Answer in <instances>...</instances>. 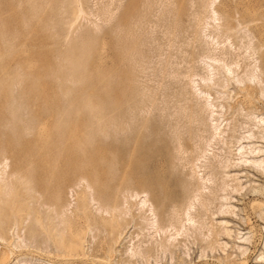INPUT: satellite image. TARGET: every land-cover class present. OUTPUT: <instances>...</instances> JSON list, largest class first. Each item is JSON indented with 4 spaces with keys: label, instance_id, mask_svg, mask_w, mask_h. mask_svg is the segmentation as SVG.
I'll return each instance as SVG.
<instances>
[{
    "label": "bare ground",
    "instance_id": "bare-ground-1",
    "mask_svg": "<svg viewBox=\"0 0 264 264\" xmlns=\"http://www.w3.org/2000/svg\"><path fill=\"white\" fill-rule=\"evenodd\" d=\"M112 2L113 1H108V3L106 2V4L102 8L99 9V15L102 16L104 23H106V25L104 26H106V28L107 26L109 27L111 35L113 36L115 40L114 44L117 49L116 55H117L119 66L121 65L124 67V65L126 64V69L130 68L132 71L134 70L140 71L138 72L140 75L143 67H138V66H140L139 63L141 62L142 57L145 58V56L142 55V52L144 51H142L140 47L146 44L144 43L146 40V37L144 38V34H146L144 33V26L148 23H151L152 25H155L156 27L159 28V32L162 35L161 37L164 40V43L166 44V45L164 44L165 48L176 45V43L177 44L180 43L182 45L187 44L188 47L190 43V44H193V46H191L192 48L196 46L194 45L195 42L198 43L199 41H202V38H204L203 42L205 46L207 45L208 47L209 45L211 47V48L209 47V49L206 47L207 52L203 53L205 54L204 57H207L211 62L215 63V64L205 63L206 64L205 70H204L205 74L203 75L201 73V75L203 76H199L200 77L199 80L203 81V84L206 86L205 88L210 87L211 85H215V84H217L219 87V84L221 83H220L219 77L216 75L218 74L219 69H223L228 75H231L230 78L227 77L225 79L226 81L231 79V80H234L233 82H236L237 84L243 83L244 86L246 84L245 81L247 82L255 81L256 84L258 85L255 88L257 89L258 87V92L261 95L264 93L261 88L262 86H260L261 85L260 83L263 81V79L260 78L258 74H256L255 71L257 70V68H254L255 66H253L254 70H250V69H253L251 67L248 69L250 70L249 72L244 71L243 73L242 71V73L239 74L236 70L230 67L231 64H233L235 61L237 62V60H234V62L231 63V62H228V60L232 61L231 59L233 58L229 59L228 57L227 59V57H225L227 61L224 58L225 55L230 56L229 54H232V53H233L232 55H235L234 51L231 53V50H233V49L230 50V48H232L231 44L234 43V45L239 46L240 42L241 44L242 42L243 44L245 42V44H247L248 46L252 44L250 41L251 38L256 37L257 43L253 50H255V53H258V60L259 62L261 61V64H260L261 67L259 66V68H261V73H264V0H226V1H223V0H161L160 5L157 3L160 7H157L158 11L156 9L155 10L156 12L154 15L151 12L153 11L152 8L154 9V6H153L154 3H152L153 2L152 0H137V2L135 3L133 2L129 5L126 4L127 1L124 5H121V3L119 2L115 7H113L114 5L111 6ZM130 2L128 1V3ZM20 3H26L28 6L26 14L21 19L22 26L23 25L28 26L31 23L32 27L37 26L38 28H41L42 24L46 25V22H48V19L46 20L42 19L41 21L37 19L38 15L44 13V9L47 6L49 7L53 4H56L55 7H58V6L62 7L63 4L65 3V0H21V2L20 1L16 2V5L17 4L19 5ZM11 4H12L11 0H0V13L5 14L3 18L0 17V19L2 18V21L0 22V24L2 25V27L3 26L5 27V31H2V32L0 31V42L4 43V45H7V46H9L10 41H12V39H14L15 37L17 38L18 33L20 34L21 32L20 30H22L21 28L19 29L17 27L18 24L13 20V16L10 15L11 11L8 13L11 7ZM76 19H77L76 17H69L68 21L69 20L75 21ZM13 22H15L17 25L13 24ZM152 25H151V28H152ZM83 26L81 28H84ZM76 27L77 26L74 27V30L76 29ZM152 29L154 30V28ZM80 30L78 29L77 35L79 34L82 35V33L79 32ZM93 32H95V30H93ZM87 34L89 35V33ZM95 34H97V32ZM80 35L79 37H81ZM38 36L40 37V39L46 42H49L50 40H52L51 37H53L50 33L43 32V31H41L40 33L38 32ZM92 36L93 35L90 34V37ZM256 39L254 38V40ZM80 40L82 42L86 40V38H84V35H83V39L81 38ZM156 40L158 39L156 38ZM229 40H231L232 43H229ZM151 42H153V40ZM158 42H156L157 45H158ZM225 43H228V44L226 45ZM247 46L245 45L244 47L247 48ZM180 47L185 48L187 46L185 45V47L184 46H180ZM180 47H179V50H180ZM197 47H199V45H197ZM67 48H68V45H67ZM67 48L61 52L53 51V53H51L52 56L50 59H48V57L45 59L37 58L31 61V60L21 58L18 56H12V57L10 56L9 58L5 59L4 61L0 63V165H3L4 168H6L5 166L8 167L7 171L6 170L0 171L1 172L0 173V240L2 242H5L6 236H7L6 232H9L7 231L8 227L11 226L12 224H17L19 219H21L22 217H25L30 220L32 219L33 221H36L37 223V221L39 220L36 218L34 214H35V211L41 207H50L53 210V216H52L53 226L57 229L58 226H60L61 223H63L64 216H66L68 213L69 215L70 213L72 214V211L69 210V206L71 207L72 199L71 200L67 199V194L69 193V190H73L72 188L75 189V187L78 188L81 186L83 187V189L88 190V192L86 193L87 199L85 198V200L87 201L85 200L84 201L93 202L95 204V207L93 206L95 211L94 210L93 211L96 213H99V215L101 216V220L103 217L106 216L107 218L106 217L105 218L108 221H110V223H112L111 221H115L122 214H125L129 211L130 206H128L127 204L131 203L130 200H132L131 204L134 205V209L137 210L138 215H140L138 217H141V219L145 221V223L149 226V228L154 233L160 232V234L162 235V237H160V240L156 237L155 234H154L155 237L151 235L152 236L151 239L157 238L159 241L158 240L155 241L156 239L155 240L153 239L154 242L150 243L151 240H149L148 243H150V245L149 246L145 245L148 247H146L145 249L143 248V250H138V251L134 250L132 248L133 247L132 245H130V247L132 246L131 249L127 247V250L129 249V253L127 254H129L130 257L133 255L135 256L139 255L145 258V262H147L149 258L150 259L153 258L154 261L156 262L158 258L157 257L158 255L156 254V252L158 251V254H159V250L162 251V253L165 251H168L169 257H172V253L174 252V247L179 246V245L180 247L182 246L183 248L185 247L184 240L189 230H191L190 232H193V231L197 232L196 237L200 238L199 241L201 240L203 241L204 239L203 236H206V235L202 233L201 231L203 230V227H204L201 215H202V210L205 209L204 201L206 202V198H204V201L202 200L201 196L203 195L202 194L203 192L201 193V191L203 188L207 187L204 185V181L208 183V178L210 177L206 175L208 178L207 177L202 178L199 176L200 175L199 172L196 173L198 174L200 182L198 180L199 183H197V178H198L197 177L196 178L197 184L195 185H191V183L189 182L192 179L190 180L187 179L188 181H185L186 178L185 179L182 178L184 180H181V182L178 179L179 183L176 185L177 187L176 191L178 192V194L176 195L174 194L172 198L170 199L168 198V202L164 203V199L167 198L168 196L163 190L165 189V187L162 182L160 181L154 182L153 180H151V177L148 174L145 176L135 175V177L133 175V177H131L130 173L128 174L127 172V168L131 166L130 162L133 159L132 157L135 151L136 143L140 142L139 139H140V136H142L141 132L143 131L145 132L147 130L146 125H145L146 120L148 119L147 115H150V113L153 111L155 112L154 115L157 116L156 119H158V121L156 120L158 127L166 131V133L169 135L168 136L169 139L167 141L170 144V149H169L170 152L163 160L159 162L160 167L167 165L170 168H174L176 166V162L179 161L180 159H187L189 161L195 162V160L200 158L201 153L204 152V150L207 149L208 147L207 146L203 150L202 148L203 144H202L200 148L199 146L200 141L202 142L205 140L204 138L203 140H201L200 135H198L200 133V132L198 133V131H201L204 129V124H206V119L208 120L211 119V121L214 122V123L211 122L210 125H212V127L211 126H210L211 128L209 127L212 130L211 136L215 137V135H217L218 138L216 139L221 140L223 142V138H222L223 135L221 134L225 132V130L221 129L220 124L218 123V118L214 116V113H216L214 111L215 109H213L216 107H218L219 109L220 105L217 102H215L214 99L210 98L212 96H209L207 92V91L210 92V90H203V91L199 90L198 95L199 94L201 95V99H202V100L200 99V102L202 101L201 103H198L195 99L194 100L196 102H192V100L191 102H189V100L192 98L188 97L189 100H187L185 98L186 97L185 95L187 94L184 95L185 97H183V95L180 93H178L176 96L174 92V95L176 96L175 100L178 101V104L170 107L167 105V102L166 104H163L164 103L163 102L161 106L159 101L157 102V99L154 98L155 96L154 97L152 96L151 98L147 96L143 91H141L138 87H141L143 85L142 83L141 86L132 87L133 89L131 90V92L128 93V96L126 94L127 97L125 98L123 97V95L124 93H126L125 91L128 90L127 84L128 83L132 84L131 79L129 77V74H131V72L127 71L126 73L124 71L125 67L122 70L119 67L118 70L120 69V71L119 73H117L118 80H116L118 83V86H117L118 88H116V90L118 89V97L116 96L117 98H114V95L112 96L113 93L112 94L110 93V86H111L110 82L111 81L108 78L105 81L104 88H101L96 81H92L90 83L91 88L89 89V92L87 93V95H85L84 93H81L80 95H78L76 93V88H75L76 81L73 79V77L71 76V73L69 72L73 71L74 69H78L80 67L76 66L77 64L74 65V60L72 59V57L76 54L71 56L72 54L70 52H67L69 51V49ZM79 48H81V51H83L82 49L85 48L84 44L80 45ZM158 48H161V47H158ZM158 48L155 49V51L158 50ZM216 49L218 50V53L216 52V54H212V51L214 50L216 51ZM240 49H242L241 46H240ZM162 50H164V48L163 49L161 48V52H163ZM185 50L187 49H184V52ZM192 50H194L195 52H199V51H196L195 49H192ZM247 50L244 49L245 52ZM253 50L251 49L249 50V51H252V54H253V55L251 54L252 56H254L255 54L253 53ZM166 51L169 52L168 49ZM79 52H76L77 53L76 56L79 55L78 54ZM172 52H173V49H172ZM195 52H193V57L191 58H194ZM200 52H203V51H200ZM239 52L240 51H238V53ZM245 52L242 54L247 56L248 54H246L247 52L246 53ZM243 55H241V57H243ZM70 56L72 60H68V57ZM202 56H200L201 57L200 59L203 58ZM188 58H190V56ZM148 59L150 60V58ZM63 61H67L70 64L69 63L67 64L64 62L66 64L65 65L63 64ZM80 61L82 62L81 59ZM245 62L247 63V61ZM234 64L236 65V63ZM82 66L84 65L82 64ZM163 66H165V64H163L162 67ZM196 66L197 65H195V67ZM136 67L141 68V70L137 69ZM246 68L247 67H245L244 70H246ZM163 70H162L163 71L162 74L164 75L165 67H163ZM105 71L109 74V76L113 74V70L110 66H108V68H106ZM174 71L176 72V70ZM178 71L180 70H177V72ZM185 71H188V70H185ZM172 72L173 71H171V73ZM177 72L172 76H175V75L180 76L181 74L184 73V72L183 73L182 72L177 73ZM192 72L193 70L191 71V73ZM185 73H190V72H185ZM197 73L200 74V72H197ZM196 74L194 77L198 75ZM190 75L188 74L186 75V77L193 76V75L191 76ZM109 76L107 75V77ZM167 77H164V78H167ZM136 79L135 77L132 79L133 83L136 81ZM175 81L177 83L178 80H175ZM193 81H196V80H193ZM221 82H224V80L222 81L221 79ZM177 84H179V82ZM195 91L197 92V90ZM215 94L217 95V92ZM252 98H253V94L247 91L245 94L244 100L250 104L249 105L250 108L252 107L253 100H254V98L253 99ZM162 100L163 99L161 98V101ZM168 104L171 105L170 103ZM252 110H255V109H252ZM252 110L250 109L248 111H252ZM204 111L207 112V115L204 114L207 116L206 119L203 118L204 115H202L203 117L201 116V114ZM251 115H252V112L249 116ZM256 116L257 115L252 117V120H254L255 122L254 124L257 125V128H259L264 133V117L263 116L256 117ZM224 124H226V122ZM255 125H252L251 127ZM207 129H206V132L208 131ZM252 130H249L250 133L246 134L243 137L246 139L248 138L250 139L251 136L253 137L255 134L251 132ZM208 132H207V136H208ZM159 133L161 134V132ZM132 134H133V137L130 138L132 139L131 140L132 145L130 144L131 145L130 147H126L127 145L123 143H126V141L129 140L128 138ZM256 135L254 137H256ZM204 136L206 137V133ZM229 136H231V134H229ZM261 136L259 134V137ZM197 137H199V139L197 140H200V141H198L199 147L196 149L195 148L196 146H194L195 145L194 141L196 140L195 138ZM210 137L209 139H212V137L211 138ZM209 139H207V141ZM212 140L210 141L212 142ZM204 143L209 145L208 144L209 141L208 143L207 142H204ZM206 144H204V147ZM209 148L210 147H208V149ZM256 148L257 150L255 148L245 149V146H240L239 148H237V151L239 149V152L242 155L246 153H254L255 150L258 152L260 151V153L262 152V150H259L260 148L259 149L258 147ZM210 152L211 151H209V153ZM213 156H214V153H213ZM135 158H139V157L136 156ZM200 160L201 159H199V161ZM205 160H208V159H205ZM242 160L243 162L250 161L252 165L259 167L260 170L262 169V173H264L263 172L264 171V157L262 158L255 157L252 159L243 157ZM211 161L212 160H210V163ZM213 163L218 164L219 161L217 162L216 160V163L215 162ZM224 165L225 167H223L222 169L226 168V166H228L229 164L226 165L225 163ZM202 166H203V163H202ZM183 167H185V165ZM205 167L207 166L205 165ZM215 167L219 168V166H216V165ZM197 168L199 167H196L195 169ZM210 168L211 167H209V169ZM181 169L183 168L181 167ZM190 170L194 171L192 169V166ZM198 170H201V169L199 168ZM192 171H190V173L193 174ZM212 173L214 172L212 171ZM192 174L190 175L191 176L195 175V174L193 175ZM209 175H211V173H209ZM11 178L12 180L13 179L15 180L13 184L9 182V179ZM220 178H221V175H220ZM193 181H195V178L193 179ZM222 182H223V179L221 180V184H223ZM156 187H160V189L163 190L162 199L158 201L155 200V198L153 197V192L156 189ZM77 188L76 190L79 191V189ZM239 190L241 189L239 188ZM211 195H212V192H211ZM194 199L196 200V202H198L199 207L197 206V204L195 205L197 206V208L194 207V203H193V201H195ZM77 200H78V197H77ZM208 200L210 201V199ZM80 204L83 205V203H80ZM24 205H26L25 208L23 207ZM231 206L228 205L227 208H231ZM22 208H24V210L20 212V209ZM192 209H193V212L191 211ZM78 213L80 214V212ZM210 214L213 215L214 212ZM69 218L70 217H68V219ZM36 223L34 222L35 225ZM141 223L142 221L140 222V224ZM205 224H208V223L206 222ZM34 226L32 227L34 228ZM209 227L210 226H208V229ZM101 228L104 231L107 230L106 226H104V223ZM141 228H144V227H141ZM89 231L91 232V230ZM225 231H228V230H226L225 228ZM30 232H33V229L32 231L30 230ZM195 232H194V235H195ZM209 235L211 236L213 234L210 233ZM34 237H35V234H34ZM204 240H206V238ZM124 250H126V248ZM183 250L182 252H184ZM263 258L264 257H262V259ZM227 261H225L226 264H227Z\"/></svg>",
    "mask_w": 264,
    "mask_h": 264
},
{
    "label": "rangeland",
    "instance_id": "rangeland-1",
    "mask_svg": "<svg viewBox=\"0 0 264 264\" xmlns=\"http://www.w3.org/2000/svg\"><path fill=\"white\" fill-rule=\"evenodd\" d=\"M19 1L21 2V0H11V3H12L11 7H10L11 10L9 9L8 13L11 11L10 15L13 16V20L18 25L15 22H13V24H16L17 27L19 29L21 28L22 30H20L21 31L20 34L18 33L17 38L15 37L16 39L14 38V39H12V41H10V44H11V45L9 44L10 47L7 45H4V43L0 42V63L2 61H4L5 59L9 58L10 56L11 57L12 56H18V57L25 58V59H28L31 61H33L37 58L45 59L48 57V59H50L52 56L51 53H53V51L54 52L55 51L61 52V51L65 50L67 48V45H68L67 49H69V51H67V50L66 51L70 52L72 54L71 56H73L74 54L77 55L76 52L80 51L78 53L79 55L78 56L74 55L72 57V59L74 60V65L77 64L76 66H79L81 69L78 68V69H74L73 71L69 72V73H71V76L73 77V79L76 81L75 88H76V93L78 95H80L81 93H84L85 95H87V93L89 92V89L91 88L90 83L92 81H96L101 88H104L105 87V81L108 78L111 81L110 82L111 83L110 93L111 94L113 93L112 96L114 95V98H117L118 97V89L116 90V88H118L117 87L118 83L116 80H118V78H117L118 74L117 73H119V71H120V69L118 70V68L120 67L122 70L125 67L124 71L126 73H127V71L131 72V74H129V77H130L131 82H132V84L131 83L127 84L128 90L125 91L126 92V93H124L125 96L123 95V97H125V98L128 96V93L131 92V90L133 89L132 87L141 86L142 83H143V85H142L143 87L142 86L138 87L141 91H143L147 96H149L151 98H152V96L153 97L155 96L154 98L157 99V102L159 101L161 106H162L163 102H164L163 104H166V102H167V105L170 107L178 104V101L175 100L178 93L182 94L183 97L186 96L185 98L187 100H189L188 97L192 98L189 100V102H191V100H192V102L197 101L198 103H201L202 102V101L200 102L201 95L200 94L198 95L199 90H202V91L203 90H210V92L207 91L209 96H212L210 98L214 99L215 102H217L220 105L219 109H218V107L213 108V109H215L214 111L216 112V113H214V116L218 118V123L220 124L221 129L225 130V132H223L221 134V135H223L222 136L223 142L221 140L216 139V138H218L217 135H215V137L211 136L212 130L210 128L212 127V125H210V124H211V122L212 123H214V122L211 121V119L210 120L206 119L207 112L204 111L201 114V116L206 114V115H204V117L202 116L203 118L206 119V124H204V129L202 128L205 131H203V130L198 131V133L200 132L198 135H200L201 140H203V138H204L205 141L201 142L200 140H197V139H199V137H197V138H195L196 140L194 141V144H195L194 146H196L195 148L197 149L199 146L201 148V145L203 144L202 145L203 150L207 146L210 148L208 149V147H207V149H205L204 152H202L203 154L201 153L200 158L195 160V162L189 161L187 159H180L179 161L176 162V166L174 168H170L167 165L160 167L159 162L161 160H163L168 155V153L170 152L169 151L170 144L167 141L169 139L168 138L169 135L166 133V131H164L163 129L158 127V124H157L158 119H156L157 116L154 115L155 112L153 111V112H151L152 114L150 113V115H147L148 119L146 120V123H145L147 130L145 132L144 131L141 132L142 136H140V139H139L140 142L138 140L139 143H136L135 151H134V154L132 157L133 159L130 162L131 166H129L127 168V172H128V174L130 173L131 177H133V175L135 177V175L145 176L148 174L151 177V180H153L154 182L155 181L156 182H159V181L162 182L164 187H165V189H163V190L165 191V193L168 196L167 198L164 199V203L168 202V198L169 199L172 198V196L174 194L175 195L178 194V192L176 191V189H177L176 185L179 183V181L181 182V180H184L185 178H186L185 181H188L187 179H189V180L192 179L189 182L191 183V185H195V184L200 182L198 174H196L198 172L200 174L199 176L202 178H206L207 176L210 177V178L207 177L208 183L204 181V185L207 187H205L203 189L204 190L206 188L207 189L205 191L202 189V191H201V193L203 192L202 194L204 195V196L203 195L201 196L202 200L204 201V198H206V202L204 201L205 209L208 210V211H206L205 209H203L202 215H201L203 225H204L203 230H201V231H202V233H204L206 235V236H203L204 239L206 238V240L203 239V241L202 240L199 241L200 238L196 237L197 232H195V231L190 232L191 230H189V232H188V234L184 240L185 247L184 248H183V246L180 247V245L174 247V252L172 253V257H169L168 251H165L162 253V251H160V250H159V254H158V251L156 252V254L158 255L156 262L154 261L153 258H151V259L149 258V260L147 262H145V258L142 256H139V255H136V256L133 255L130 257V255L127 254V253H129V249L127 250V247L131 249V247L133 246L132 248L134 250H137V251L143 250V248L145 249L146 247H148L151 242H154L153 241L154 238L151 239L152 236L155 237V235H156V237L160 240V237H162L160 232L154 233L149 228V226L145 223V221L142 220L141 217H138L140 215H138V211L134 209V205L131 204L132 200H130L131 203L127 204L128 206H130L129 211L125 214H122L119 218H117L118 221H117V219L115 221H111L112 223L114 222L113 223L114 225L106 219L107 218L106 216H105L106 218L103 217L101 220V216L99 215V213L94 212L95 211L94 210L95 204L93 202H85V201H87V200H85V198L87 197L86 193L88 192V190L83 189V187L80 186L78 188L75 187V189L72 188L73 190H69V193L67 194V199H69V200L72 199L71 200L72 201L71 207L69 206V210L72 211V214L70 213V215H69V213H68L66 216H64L63 223H61V225L58 226L57 229L53 226V220H52L53 210L50 207H41L35 211L34 215L39 220V221H37V223H36V221H33L32 219L30 220V219H27V218L21 216L22 218L19 219L20 222L18 221L17 224H12L11 226H9L11 228L8 227V229H7V231H9V232H6L7 236H6L5 242H2L0 240V261H1L0 264H145V263L146 264H226L225 261H227V260H228L227 264H264V258L262 259V257H264V255H263L264 254V173H262V169L260 170L259 167L252 165V163L250 161H248V162L244 161L243 162V160H242L243 157L249 158V159H252L255 157H257V158L264 157V138H263L264 133L259 128H257V125L254 124L255 123L254 120H252V117H254L255 115H257L256 117H262V116L264 117V98H262V97H264V93L261 95L258 92V87H257V89L255 88L256 86H258L256 84V82L255 81L254 82L245 81L246 84L244 86L243 83L237 84L236 82H233L234 80H231V79L226 81L225 79L227 77L230 78L231 75H228L223 69H219L218 74L216 75L220 79L221 84H219V87L217 84H215V85H211L210 87L205 88L206 86L203 84V81L199 80L200 79L199 76H203L205 74L204 70H205L206 64H208V63L210 64L213 62H211L207 57H204L205 54H203V53L207 52L206 49L207 48L209 49V47H210L209 45H208V47H207V45L205 46V44L203 42L204 38H202V41H199L198 43L195 42L194 45H196V46H194L192 48H191V46H193V44H190V43H189V47L187 44H185L187 46V47H185V45H182L180 43H178V44L176 43V45H173L171 47L166 46L167 48H165V46H164L165 43L161 37L162 35L159 32V28L156 27L155 25H152L151 23H148L144 26V33H146V34H144V38L146 37V40L144 43H146V44H144L140 47H141L142 51H144V52H142V55L145 56V58L142 57V59L144 58L143 59L144 61L141 59V62L139 63L140 66H138V67H143L140 75L138 73L140 71H137V70L132 71L130 68L126 69V64L124 65V67L121 65L119 66L118 60H117V55H116L117 49H116V46L114 44L115 40H114L113 36L111 35L109 27L107 26V28H106V26H104V25H106V23H104L102 16L99 15V9L102 8L106 4V2L108 3V1H113L111 6L114 5L113 7H115L119 2L121 3V5H124L127 1L126 4L129 5L133 2L134 3L137 2V0H119V1L118 0H99V1L98 0H65V3L63 4L62 7H59V6L55 7L56 4H53L49 7L47 6L48 9L46 7L44 9V13L38 15L37 19H39L41 21H42V19H44V20L48 19V22H46V25L42 24L41 28H38L37 26L32 27L31 23L28 26H25V25L22 26L21 19L26 14L28 6L26 3H20L19 5L18 4L16 5V2H19ZM128 1L129 2L131 1V2L128 3ZM152 1H153L152 3H154V5H153L154 9L152 8L153 11H151V12L154 15L157 7H160L159 5L161 3L160 2L161 0H152ZM223 1H226V0H223ZM64 11H65V13H64ZM157 11H158V9H157ZM4 15L5 14L0 13V17L3 18ZM150 15H151V13H150ZM69 17H76L77 19L75 21L74 20L68 21ZM2 18L0 19V22L2 21ZM84 23L86 26L84 25ZM74 24H75V26H77L75 30H74V27H75ZM80 25H82V26L84 25L83 26L84 28H81L82 26H80ZM151 25H152V28H154V30L151 28ZM78 29L79 30L82 29L79 31L80 33H82V35H80L78 33L81 37H79V35H77ZM93 30H95V32H93ZM0 31L1 32L5 31V27L4 26L2 27L1 24H0ZM41 31L50 33L53 36V37H51L52 40H50V41L48 40L49 42H46V41H43L42 39H40V37L38 36V32L40 33ZM89 31L92 33H90ZM96 32H97V34H95ZM106 32H108V33H106ZM87 33H89V35ZM147 33H149L150 35ZM85 34H86V36H85ZM90 34L94 36V37L92 36L93 39H92V37H90ZM83 35H84V38H86V40L82 42L80 39L81 38L83 39ZM148 37H150V38H148ZM156 38L159 40V42H158V40H156ZM254 38L256 39V37H252L250 40L252 43V44H250L251 46L250 45L247 46V44H245V42H244V44H243V42H242V44L240 42L239 46L234 45V43L231 44L232 48H230V50L233 49V50H231V53L234 51L235 55H232L233 54L232 53V54H229L230 56L225 55L224 58L225 57H227V59H228V57H229V59L233 58V59H231L232 61L228 60V62H231V63H233L234 60H237V62L236 61L234 62V63H236V65L234 63L233 64L230 63L231 64L230 67L232 69L236 70L239 74L242 73V71L244 73V71L249 72L250 70H254V68H257V70L255 69L256 70L255 72H256V74L259 75L260 78L263 79V81L260 83L261 84L260 86H262L261 88L264 92V88H263L264 87V73H261V68H259L261 61L259 62V60H258V53H255V50H253L256 46V43H257L256 42L257 39L254 40ZM102 40H104V41H102ZM152 40H153V42H151ZM150 42H151V44H150ZM156 42H158V45L156 44ZM102 43H103V45H102ZM229 43H232V41L229 40ZM82 44H84V47H85L84 49H82L83 51H81V48H79V46ZM225 44L227 45L228 43H225ZM197 45H199V47H197ZM245 45L247 46V48L244 47ZM180 46H184L185 48H183V47L181 48ZM234 46H235V48H234ZM240 46L242 47V49L243 48L245 50L248 49L246 51L247 53L244 51V49L243 50L240 49ZM158 47H161L162 49L164 48V50H162L163 52H161V48H158ZM179 47H180V50H179ZM236 47L237 48L239 47V48L237 49ZM144 48H145V50H144ZM157 48H158V50L155 51V49H157ZM200 48H201V50H200ZM167 49L169 50V52L166 51ZM172 49H173V52H172ZM184 49H187V50H185V52H187V53L184 52ZM192 49H195L196 51H199V52H195ZM250 49L253 50V53H255L254 56H252L253 55L252 51H249ZM235 50H236V52H235ZM200 51H203V52H200ZM238 51H240V52L238 53ZM193 52H195L194 58H191V57H193ZM216 52L218 53L217 49H216V51L215 50L212 51V54H216ZM244 52L248 55L247 56L243 55L242 53H244ZM164 53H166V54H164ZM199 54H201V55H199ZM237 54H238V56H237ZM148 55H149V57H148ZM241 55H243V57H241ZM71 56L68 57V60H72ZM146 56L148 58H150V60ZM189 56H190L191 60H190V58H188ZM200 56H202L203 58L200 59L201 58ZM239 56H240V58H239ZM74 57H76V58H74ZM78 57L82 60V62L80 61V59ZM255 57H257V58H255ZM246 58H248V59H246ZM227 59H226V61H227ZM249 60L250 61L252 60V61L250 62ZM245 61H247L248 65ZM64 62L67 64L69 63L67 61H63V64H65ZM145 62H147L148 64ZM202 63H203V65H202ZM82 64L84 66H82ZM143 64H144V66L145 65L146 66L144 67ZM163 64H165V66H163V67H165L164 75L162 74L164 71L163 67H162ZM192 64H194V65H192ZM213 64H215V63H213ZM249 64H251V65H249ZM154 65L155 66L157 65V66L155 67ZM159 65H161V66H159ZM195 65H197V66L195 67ZM108 66H110L113 70V74H111V76H109V74L105 71V69L108 68ZM190 66L192 69L190 68ZM200 66H202V67H200ZM248 66H250V67H248ZM253 66H255V67L253 68ZM84 67H85V69H84ZM138 67H136V68L141 70V68H138ZM166 67H167V69H166ZM245 67H247L246 70H244ZM251 67L253 69L248 70ZM161 68L163 71L161 70ZM196 68H198V69H196ZM167 70H168V72H167ZM174 70H176V72H177V70H180L177 73H181V72L182 73L184 72V73L181 75L179 74L180 76H178V75L172 76L176 73ZM185 70H188V71H185ZM192 70H193V72L191 73ZM171 71H173L174 73L173 72L171 73ZM196 71L200 72V74L197 73ZM185 72H190L191 75H193V76L192 77H189V76L186 77V75H188V74L190 75V73H185ZM133 73L134 74L136 73V74L134 75ZM166 73H167L168 77H167ZM168 73L171 75H169ZM201 73L203 75H201ZM77 74L80 78L77 76ZM195 74L197 75L196 77H194ZM107 75L109 77H107ZM82 76H83V78H82ZM133 76L135 77V79L137 78L134 83L132 80L134 78ZM164 77H167V78H164ZM138 78H140V79H138ZM162 78H164V79H162ZM221 79H222V81L224 80V82H221ZM137 80H138V82H137ZM139 80H140V82H139ZM175 80H178L177 83L179 82V84H177ZM193 80H196V81H193ZM87 84H88V86H87ZM179 85L181 88L179 87ZM191 87L192 88L197 87V88L192 89ZM153 88H154V90H153ZM173 88H174V90H173ZM85 89H87L88 91ZM113 89H115V90H113ZM195 90H197V92ZM165 91H166V93H165ZM194 91H195V93H194ZM247 91L251 92L253 94V98L255 100V102L253 100V104H252L251 108L249 106L250 104L244 100L245 94ZM115 92H116V94H115ZM174 92H175L176 96L174 95ZM216 92H217V95L215 94ZM170 93H171V95H170ZM126 94H127V96H126ZM185 94H187V95H185ZM255 94H256V96H255ZM156 95H157V97H156ZM247 96H249V95H247ZM160 97L164 101L163 100L161 101ZM158 98H160V99H158ZM219 99H221V100H219ZM170 100H171V102H170ZM172 101H174L175 103ZM241 101H242V103H241ZM168 103H170L171 105H169ZM250 109L251 110L255 109V110L248 111ZM234 111H236V112H234ZM251 112H252V115L249 116L251 114ZM246 113H248V114H246ZM253 114H254V116H253ZM149 116H150V118H149ZM225 122H226V124H224ZM243 123H244V125H243ZM252 125H255V126L251 127ZM205 126H206V128H205ZM223 126H224V128H223ZM207 128H209L210 130ZM206 129L209 131V132L207 131L208 136H207ZM248 129L249 130L253 129L251 132H253L255 135L257 134L258 137H257V135H256V137H254L255 136L254 135L253 137L251 136L252 138L250 137V139L244 138L243 136L250 133V131ZM202 131H203V133H202ZM159 132H161V134ZM205 133H206V137L204 136ZM209 133H210V135H209ZM147 134H148V136H147ZM201 134H202V136H201ZM229 134H231L232 137L229 136ZM259 134H260V136L262 134L263 135L261 137H259ZM158 135H160V136H158ZM210 136L212 137L213 140L214 139L216 141L218 140L217 143L215 140L213 142L212 139H209ZM132 137H133V134L130 135V137L128 138L129 140L126 141V143H123V144L127 145V146L125 145L126 147H130L132 145L131 144L132 139H130ZM229 137H231V138H229ZM142 138H144V139H142ZM206 138L209 139L208 140L209 143H208ZM210 140H212V142ZM198 141H200V143ZM204 142H207L210 146ZM204 144H206L205 147H204ZM240 146H245V149L255 148L256 150H257L256 147H258V149L260 148L259 150H262V152L260 153V151L258 152L255 150V152H254L255 155H254V153H246V154L242 155V154H240L239 149L237 151V148H239ZM205 151H206V153H205ZM209 151H211L210 153L212 156L210 155ZM207 153L209 154V156ZM213 153H214V156H213ZM238 154H240L241 156ZM136 156H138L139 158H135ZM199 159H201L202 161L201 160L199 161ZM205 159H208V160H205ZM181 160H183V161H181ZM184 160L187 162H185ZM210 160H212L215 163L217 160V162L219 161V163L214 164L212 161L210 163ZM225 160H226V162H225ZM179 162H180V164H179ZM200 162L203 163V166H202V163H200ZM220 162H222V163H220ZM186 163H188V164H186ZM198 163H199V165H198ZM225 163H226V165L227 164H229V165L226 166V168L222 169L223 167H225V165H224ZM209 164H211L212 166ZM184 165L187 169L185 167H183ZM205 165L207 167H205ZM215 165L219 166V168L215 167ZM0 166H1L0 171H5V170L7 171L8 170L7 166H5L7 169L4 168L3 165H0ZM191 166H192V169L194 171L190 170ZM181 167L183 169H181ZM196 167H199L201 170H198L199 168L195 169ZM209 167H211V168L209 169ZM161 168H163V169H161ZM175 168H176V170H175ZM219 170L221 171V173ZM190 171H192L193 174H195V175L191 176L190 174H192V173H190ZM202 171L205 173H203ZM212 171L214 173H212ZM182 172L184 175L182 174ZM209 173H211L212 176L209 175ZM222 173H223V175H222ZM220 175H221V178H220ZM190 176H191V178H190ZM182 178H184V179H182ZM194 178H195V181H193ZM196 178H197V183H196ZM178 179H179V181H178ZM222 179H223L222 183L224 185L221 184ZM198 180H199V182H198ZM9 182L13 184L15 182V180L14 179L12 180V178H11V179H9ZM217 184L220 185L221 189H220L219 185H217ZM236 184H238V185H236ZM233 185H235V186H233ZM232 187L235 189H233ZM76 188L79 189V191L76 190ZM239 188L241 190H239ZM163 190H161L160 187H156V189L153 192V197L155 198V200L158 201V200L162 199ZM207 190H209V191H207ZM207 192H208V194H207ZM211 192H212V195H211ZM74 193H76V194H74ZM210 195H211V197H210ZM77 197H78V200H77ZM207 198L210 199V201ZM207 201L209 204L207 203ZM195 202H196V200L193 201L194 207H196V208H197V206L199 207L198 202H196V203ZM80 203H83V205ZM89 203L90 204L92 203L91 206ZM78 204H80L81 206ZM196 204H197V206H195ZM223 204L226 207H224ZM228 205H230V206L232 205L231 208H227ZM25 206L26 205H24L23 207L25 208ZM24 208L20 209V212H22L24 210ZM226 208H227V210H226ZM132 209H134V210H132ZM223 209H225V210H223ZM191 211L193 212V209ZM78 212H80V214ZM136 212H137V214H136ZM209 212L210 213L214 212V214L211 215ZM72 215H73V217H72ZM68 217H70V218L68 219ZM71 217H72V219H71ZM24 219H25V221H24ZM103 219L104 220L106 219V220L104 221ZM101 221L104 223V226H106V228H107V230H105L106 232L104 230H102V228H101L103 225V223ZM141 221H142V223L140 224ZM34 222L36 223V225L34 224ZM204 222L205 223L207 222L208 224H205ZM96 223H97V225H96ZM207 225L210 226L209 229H208ZM32 226H34V228L35 227L36 228L34 229ZM141 227H144V228H141ZM225 228L229 232L225 231ZM32 229H33V232H30V230L32 231ZM89 230H91V232ZM203 231H205V232H203ZM194 232H195V235H194ZM216 232H218V233H216ZM93 233H94V235H93ZM208 233L209 234L211 233L213 235L210 236ZM34 234H35V237H34ZM191 234H193V235H191ZM45 236H46V238H45ZM207 237H209V238H207ZM157 238H155L156 240L155 239L154 240L157 241L158 240ZM149 240H151L150 243H148ZM216 240L219 242H217ZM215 242H217V243H215ZM130 245H132V246L130 247ZM145 245H148V246H145ZM200 245H202V246H200ZM125 248H126V250H124ZM185 248L188 251H186ZM182 250L186 253L182 252ZM260 256H262V257H260Z\"/></svg>",
    "mask_w": 264,
    "mask_h": 264
}]
</instances>
